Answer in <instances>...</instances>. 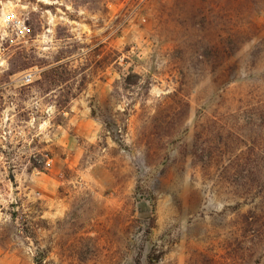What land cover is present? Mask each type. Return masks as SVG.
I'll return each instance as SVG.
<instances>
[{
    "label": "rangeland",
    "instance_id": "1",
    "mask_svg": "<svg viewBox=\"0 0 264 264\" xmlns=\"http://www.w3.org/2000/svg\"><path fill=\"white\" fill-rule=\"evenodd\" d=\"M253 1L0 0V264H264Z\"/></svg>",
    "mask_w": 264,
    "mask_h": 264
},
{
    "label": "trees",
    "instance_id": "2",
    "mask_svg": "<svg viewBox=\"0 0 264 264\" xmlns=\"http://www.w3.org/2000/svg\"><path fill=\"white\" fill-rule=\"evenodd\" d=\"M263 3H264V0H260L259 4L256 1H253L251 3L252 4V8H251V10L249 12H251L253 10V8H254V10H253L254 12H260L261 11V8L263 6ZM262 11H264V9ZM221 131H222V126H221ZM218 134H219V136H221L222 132L221 133H218ZM239 141H240L239 138L234 137L230 141L231 142L230 144L231 145H235ZM262 146L264 147V142H263ZM200 151L202 152V150H200ZM193 156L196 157V153H194ZM222 156H219L218 155L217 157H218L219 160H222ZM199 157L200 156H198V158ZM236 157H235V161H236L235 162V167L236 168H239L240 169V167L242 165H245V164L248 165V166L255 164L256 167H257V171L255 173L252 171V169H250V170L247 171L248 176H246V177L244 176V178H243L244 181L240 185L241 190L239 192H237V193L240 196H246V197L251 196L252 194L250 193L251 192L250 191V185L254 184V185H256L258 187V193L257 194H258V196H260L259 198L261 200V203L264 204V157L258 158L257 161H251L248 158L241 159V158H239V156H236ZM201 160H204V158L201 159ZM210 160H212V159L210 158ZM228 163H230V160L229 159H228ZM259 169H260V172H259ZM242 171H243V168H242ZM239 198H241V197H239ZM254 199H255V197L252 198V200H254Z\"/></svg>",
    "mask_w": 264,
    "mask_h": 264
},
{
    "label": "built area",
    "instance_id": "3",
    "mask_svg": "<svg viewBox=\"0 0 264 264\" xmlns=\"http://www.w3.org/2000/svg\"><path fill=\"white\" fill-rule=\"evenodd\" d=\"M5 20H6V25H9L11 27V31L13 32V35H14L13 38L16 39V41H13L12 39H10L9 41H4V43H3L4 47L11 46L14 43L15 44L26 43L27 38H28L29 33H30V29L25 24V22L23 20H21L20 18H18L12 12H9L5 15ZM3 44H0V46L2 48H4ZM2 63L3 62L1 61V58H0V66H2ZM34 76H35V72L29 71L20 77V81L23 84H28L29 82H31V80H32V78H34Z\"/></svg>",
    "mask_w": 264,
    "mask_h": 264
},
{
    "label": "water",
    "instance_id": "4",
    "mask_svg": "<svg viewBox=\"0 0 264 264\" xmlns=\"http://www.w3.org/2000/svg\"><path fill=\"white\" fill-rule=\"evenodd\" d=\"M144 216H146V214H144Z\"/></svg>",
    "mask_w": 264,
    "mask_h": 264
}]
</instances>
